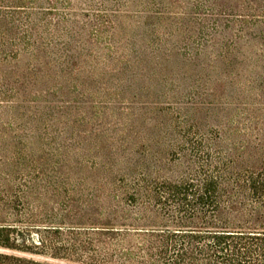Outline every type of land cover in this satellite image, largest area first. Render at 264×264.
<instances>
[{"label":"trees","instance_id":"trees-1","mask_svg":"<svg viewBox=\"0 0 264 264\" xmlns=\"http://www.w3.org/2000/svg\"><path fill=\"white\" fill-rule=\"evenodd\" d=\"M75 2L0 0V264H264V0Z\"/></svg>","mask_w":264,"mask_h":264},{"label":"rangeland","instance_id":"rangeland-1","mask_svg":"<svg viewBox=\"0 0 264 264\" xmlns=\"http://www.w3.org/2000/svg\"><path fill=\"white\" fill-rule=\"evenodd\" d=\"M84 2H89V0H76L74 8L76 10H81L80 8H85ZM170 69L174 71L176 75L180 76L185 71L184 66L181 62L176 61L173 65H170ZM167 72V71H166ZM102 82H93L95 87L101 86ZM195 82H164V79H162L161 75H154L153 68L149 66L145 73L144 77H137L136 81L133 82V92H136L137 97L135 99V109L133 112V116H130L129 118H132L135 121V124L138 125V128L143 129H152L155 125V120L157 118L161 119L164 117L163 113L158 112L157 110L151 109V107H146V102H157L160 104L170 102V101H183L185 98L184 95L186 94L187 90H189ZM204 84V82H201ZM220 84L223 82H214ZM222 89H219L217 91L218 98L222 93ZM223 104L227 103V100L225 98L220 99ZM145 103V104H144ZM201 117L205 118L207 116V113H201ZM123 119H126L128 117L127 114L122 115ZM148 134H142V136L139 138V141L143 142L145 138H147ZM159 146H155L153 150L158 151ZM174 173L173 175L176 176L178 171H180V166H173ZM177 168V169H176Z\"/></svg>","mask_w":264,"mask_h":264}]
</instances>
